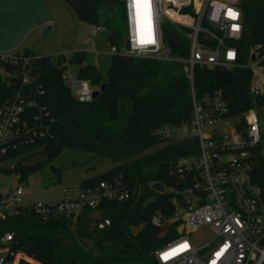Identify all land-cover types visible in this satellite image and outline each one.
Masks as SVG:
<instances>
[{
	"label": "built area",
	"instance_id": "obj_1",
	"mask_svg": "<svg viewBox=\"0 0 264 264\" xmlns=\"http://www.w3.org/2000/svg\"><path fill=\"white\" fill-rule=\"evenodd\" d=\"M121 1L126 29L122 44H111L112 55L180 62L190 82V118L154 131L164 141L195 137L198 145L197 154L181 157L171 167L168 179L181 186H169L166 181L159 191L170 195L173 211L170 215L155 213L151 223L164 231L174 224L179 235L154 252L156 263L264 264V187L255 177V168L264 157V105L235 116L221 89L200 94L195 87L196 67H246L252 71L251 95L260 102L264 99L261 45L255 46L249 63H242L236 44L244 34L243 0ZM168 24L187 40L186 56L173 55L166 35ZM104 28L108 29L105 24H95L84 43L92 42ZM42 58L39 52L26 53L18 48L0 51V160L50 133L46 119L50 112L36 93L39 83L34 73ZM62 65L77 99L93 100L98 87L69 75L71 64L66 54ZM64 192L61 200L43 202L30 199L29 190L22 184L0 186V217L16 213L20 206H31L44 219L54 212L71 218L84 208L98 210L106 200L126 201L132 196L118 179L81 188L78 195L67 189ZM201 230L211 231V239L196 241L192 234ZM22 260L38 264L15 249L12 233L0 234V264H20Z\"/></svg>",
	"mask_w": 264,
	"mask_h": 264
},
{
	"label": "trees",
	"instance_id": "obj_2",
	"mask_svg": "<svg viewBox=\"0 0 264 264\" xmlns=\"http://www.w3.org/2000/svg\"><path fill=\"white\" fill-rule=\"evenodd\" d=\"M64 1L79 19L94 24L102 9L117 12L121 18L111 19L105 26L111 30V44H122L121 0ZM242 8L244 34L236 43L240 61L249 63L258 44L264 61V0H243ZM166 35L173 55L188 54L187 40L171 24ZM62 61L63 54L55 63L43 56L34 73L39 83L36 93L50 112L46 118L50 133L12 154L41 146L46 160L34 165L18 163L7 170L27 178L66 148L88 150L110 157L117 165L84 178L80 187L118 179L132 196L126 201L106 200L98 210L84 208L71 218L54 212L44 219L31 206H20L16 213L0 217V234L12 233L15 249L38 264H157L154 252L179 233L174 224L164 231L151 223L155 213L170 215L173 211L170 195L157 191L154 185L168 180L179 158L198 153L195 137L164 141L154 134L165 124H181L191 116L190 82L183 64L113 54L108 77L103 79L98 67L86 61V53L75 51L70 64L79 66V78L94 87L107 82L97 98L80 102L67 84ZM251 77L252 71L246 67H196L195 87L200 94L221 89L230 113L237 116L264 105V99L260 102L249 91ZM255 177L264 187V157L255 168ZM20 264L33 263L22 260Z\"/></svg>",
	"mask_w": 264,
	"mask_h": 264
},
{
	"label": "rangeland",
	"instance_id": "obj_3",
	"mask_svg": "<svg viewBox=\"0 0 264 264\" xmlns=\"http://www.w3.org/2000/svg\"><path fill=\"white\" fill-rule=\"evenodd\" d=\"M46 5L54 13L55 21L46 31L40 28L33 29L19 45L18 50H29L31 53H40L57 62L60 54H66L70 59L75 51H84L86 61L94 63L100 70L103 79L108 77L111 62L110 29L104 28L89 44H85L90 30L95 25L78 18L75 10L64 0H46ZM114 10L102 9L98 14V23L104 25L111 19H117L119 14ZM122 21L124 32L126 18L122 6ZM79 66L70 65L69 75L76 77ZM69 83V80H67ZM47 155L41 146H36L26 152L12 155L0 160V186L8 188L18 184L24 185L30 192L29 198L43 202H55L65 196L64 189L73 195L80 193V183L86 178L104 172L117 165V162L107 156H98L94 152L75 148H66L50 163L33 171L27 178H20V174L7 170L16 164L34 165L46 160ZM194 239L204 243L211 239L209 230H201L192 234Z\"/></svg>",
	"mask_w": 264,
	"mask_h": 264
},
{
	"label": "water",
	"instance_id": "obj_4",
	"mask_svg": "<svg viewBox=\"0 0 264 264\" xmlns=\"http://www.w3.org/2000/svg\"><path fill=\"white\" fill-rule=\"evenodd\" d=\"M54 21V13L46 5V0H0V51L9 52L17 49L33 29L40 28L44 32ZM126 48H129V44ZM106 88L107 82L104 81L93 91V99ZM166 184L181 186V183L172 179H168ZM154 187L158 191L164 189L160 182L155 183ZM182 229L183 226L180 227V231Z\"/></svg>",
	"mask_w": 264,
	"mask_h": 264
}]
</instances>
